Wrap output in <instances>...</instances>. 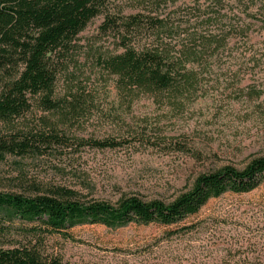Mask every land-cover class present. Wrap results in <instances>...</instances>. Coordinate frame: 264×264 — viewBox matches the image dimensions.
Here are the masks:
<instances>
[{"label": "rangeland", "instance_id": "obj_1", "mask_svg": "<svg viewBox=\"0 0 264 264\" xmlns=\"http://www.w3.org/2000/svg\"><path fill=\"white\" fill-rule=\"evenodd\" d=\"M220 2L226 18L208 29L215 33L231 25L224 47L206 57L195 92L168 102L148 94L118 96L115 78L99 66L100 57L121 52L118 38L99 27L106 16L121 18L141 8L171 21L198 15L207 5L215 12L216 0H109L77 36L54 84L57 99L70 89L84 93L81 109L48 113L36 98L12 125L0 123V136L50 134L53 127L72 139L126 143L104 150L53 145L39 154L6 155L0 161V194L35 197L64 188L81 201L111 206L132 196L170 204L198 176L226 166L242 170L264 157V0ZM196 30L200 34L206 27ZM175 39L187 42L184 34ZM23 226L0 217V249L25 244ZM70 234L69 240L44 237L45 253L63 264H264V183L248 193L210 199L174 225H80Z\"/></svg>", "mask_w": 264, "mask_h": 264}, {"label": "trees", "instance_id": "obj_2", "mask_svg": "<svg viewBox=\"0 0 264 264\" xmlns=\"http://www.w3.org/2000/svg\"><path fill=\"white\" fill-rule=\"evenodd\" d=\"M109 0H0V123L12 125L31 108L38 98L44 112L76 113L85 103L84 93L70 89L62 99L54 98L57 75L66 69V59L77 36L90 21L102 13ZM198 15L169 17L146 15L144 8L121 18L107 17L99 27L104 34L118 38L119 53L99 58V66L115 78V90L123 99L140 94L154 101H176L197 90L198 76L208 62L207 56L223 48L229 24L210 28L226 18L225 4L216 0ZM223 23V22H222ZM206 30L197 34V27ZM223 26H228L223 28ZM193 29L188 32V29ZM238 32L242 28H237ZM237 31V30H236ZM180 34L187 42L176 41ZM191 37V39L189 38ZM140 40V44H137ZM181 42V43H180ZM60 130L50 134L23 133L0 136V161L6 155L24 157L43 153L55 145L76 149H115L126 142L113 139H72ZM264 183V157L251 160L242 170L223 167L200 175L193 188L174 202H145L138 197L123 199L117 206L99 201H81L72 190L58 188L47 195L24 197L0 194V217L16 221L25 244L0 249V264H63L57 256L48 255L44 237L72 239L70 231L80 225H102L108 228L138 225H174L193 216L210 199L225 193L242 194Z\"/></svg>", "mask_w": 264, "mask_h": 264}]
</instances>
